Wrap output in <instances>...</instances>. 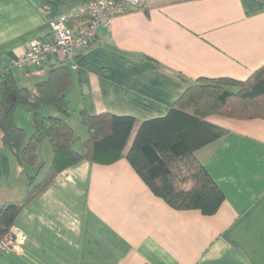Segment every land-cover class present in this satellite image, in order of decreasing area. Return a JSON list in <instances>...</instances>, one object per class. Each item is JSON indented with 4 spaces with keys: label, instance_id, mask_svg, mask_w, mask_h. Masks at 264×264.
Instances as JSON below:
<instances>
[{
    "label": "crops",
    "instance_id": "1",
    "mask_svg": "<svg viewBox=\"0 0 264 264\" xmlns=\"http://www.w3.org/2000/svg\"><path fill=\"white\" fill-rule=\"evenodd\" d=\"M89 1L0 0V69L9 67L17 85L31 91L61 64L57 55L23 71L10 62L31 39L47 38L50 20ZM75 61L76 69L62 64L70 72L72 146L80 151L87 138L81 110L141 122L164 116L199 78L245 80L264 64V0H142L100 29ZM18 107L14 122L27 139L31 112L26 126L18 124ZM206 120L226 130L194 152L224 196L212 215L171 208L125 158L82 160L25 203L37 166H21L0 139V206L25 203L11 228L23 245L1 252L0 264H264V119ZM36 154L45 166L53 157L47 141ZM164 171L159 162L151 169Z\"/></svg>",
    "mask_w": 264,
    "mask_h": 264
},
{
    "label": "trees",
    "instance_id": "2",
    "mask_svg": "<svg viewBox=\"0 0 264 264\" xmlns=\"http://www.w3.org/2000/svg\"><path fill=\"white\" fill-rule=\"evenodd\" d=\"M69 84V67L62 63L51 66L46 79L36 82L31 91L17 85L9 67L0 69V139L21 166H37V173L28 178L25 203L58 173L82 160L111 164L125 158L150 191L171 208L212 215L224 196L194 152L221 138L226 130L206 117L215 114L264 119L263 64L245 80L199 78L187 84L162 117L137 122L128 115H89L81 110L80 122L86 128L87 138L80 151H76L65 96ZM21 105L31 112L33 132L27 139L14 122V112ZM48 106L55 110V116L40 112ZM43 141L48 142L53 154L47 166L38 162L36 154ZM157 162L165 171L152 174V166ZM25 203L0 206V241L11 231Z\"/></svg>",
    "mask_w": 264,
    "mask_h": 264
},
{
    "label": "built area",
    "instance_id": "3",
    "mask_svg": "<svg viewBox=\"0 0 264 264\" xmlns=\"http://www.w3.org/2000/svg\"><path fill=\"white\" fill-rule=\"evenodd\" d=\"M142 0H92L77 9L60 14L50 20L49 33L45 40L34 38L28 41L25 50L10 65L19 71L26 67H41L57 55L61 63L68 62L76 69V56L96 39L100 29L108 28L117 15L136 9ZM74 21H81L76 27ZM23 236L9 231L0 241V253L20 250Z\"/></svg>",
    "mask_w": 264,
    "mask_h": 264
},
{
    "label": "rangeland",
    "instance_id": "4",
    "mask_svg": "<svg viewBox=\"0 0 264 264\" xmlns=\"http://www.w3.org/2000/svg\"><path fill=\"white\" fill-rule=\"evenodd\" d=\"M16 70V68H15ZM18 124H24V126H26V122H28V116L26 114V112L29 114V109L27 108V106L25 105H21L18 107ZM20 110L22 112H20ZM44 112L42 113H45V114H49L50 116H55L56 115V112L55 110L51 107V106H48V108H46V110H43ZM24 113L26 114V116L24 115ZM28 134V133H27Z\"/></svg>",
    "mask_w": 264,
    "mask_h": 264
}]
</instances>
